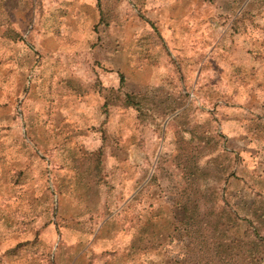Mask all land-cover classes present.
<instances>
[{
    "label": "rangeland",
    "instance_id": "rangeland-1",
    "mask_svg": "<svg viewBox=\"0 0 264 264\" xmlns=\"http://www.w3.org/2000/svg\"><path fill=\"white\" fill-rule=\"evenodd\" d=\"M98 1L105 26L96 4L0 0V22L21 36L12 97L0 102V264H203L186 258L197 240L174 230L192 188L206 213L200 234L236 238L264 264V209L245 217L232 197L255 190L264 201L242 184L264 178V0ZM71 18L90 21L87 50L56 55L58 42L44 41L42 52L43 24ZM6 66L0 58V82ZM36 67L61 80L79 69L98 117L73 122L71 100L43 102Z\"/></svg>",
    "mask_w": 264,
    "mask_h": 264
},
{
    "label": "crops",
    "instance_id": "crops-1",
    "mask_svg": "<svg viewBox=\"0 0 264 264\" xmlns=\"http://www.w3.org/2000/svg\"><path fill=\"white\" fill-rule=\"evenodd\" d=\"M76 2H78L81 5L86 6L87 8H89L90 10H92L93 8H95V3L96 0H74ZM97 18L98 16L96 15V21L97 22ZM74 20V22L72 24H70L67 20H61L60 22H51L43 24L44 26L38 31V33H36V35L38 37H40V39L37 40V36H34V40L38 41V46H40L42 49L41 51H47V47H45V45L43 44L44 41H50V42H58V44L55 46L56 47V55H61V56H65V55H71L72 57L77 56V54H80V52H84L87 47V41H91L93 38V36L85 33H81V29L80 27L84 25L85 27L89 28V22L87 21L84 23L81 22H77L76 18H71ZM9 20V19H7ZM5 22H7L5 20V18L2 20V22H0V58L2 59L3 62H5L8 66H6V68L4 67L2 69V76H6V78L0 82V102L2 104H4L5 102H9L10 98L12 97V92H11V84H12V79H10L11 75H10V71L12 72L11 69V56H15L14 52L12 51V49L14 50L15 47H17L16 45H14L13 42L18 41L15 38L13 39L11 37V33L9 31V29L11 28V23L10 20L8 21V23L5 26ZM94 23V24H95ZM92 24V22L90 23ZM41 26V24H40ZM5 29H7L5 31ZM38 30V29H37ZM67 37H73L72 39L74 41H76V44L72 47V48H61V49H57V47H60L59 44L61 41H63L65 38ZM13 41V42H12ZM40 41V42H39ZM13 44V45H12ZM52 50V49H51ZM19 67V66H18ZM76 67V66H74ZM42 71V73H40ZM39 72V74H38ZM72 73V74H71ZM79 69L75 68L73 71L70 70V74H67V80H61L60 79V74L59 72L54 74V71L52 69V67H47V68H43V67H36L35 68V72H34V77L37 79V81L35 82L36 84H34L32 88H37V89H41L42 91L38 90V95L41 96V100H43V102H45V99L53 97L55 99V103L57 102H63L64 100L67 102L71 100V104L72 106H70V108L67 110H65L66 112L63 111L64 114H67V117L70 118V120H72L73 122H78L79 119H86V118H90V116L92 115V113L94 112V117H98V113H99V108H100V104L99 102L96 100L97 96V92L92 93L93 89H90L89 84L87 83V85L83 82L84 81V77H80L79 74ZM40 76H42V78H40ZM34 78V79H35ZM69 78H71V82H69ZM45 80H47L46 83ZM47 86H46V85ZM20 85H19V89H20ZM16 88V89H18ZM6 100V101H5ZM66 102V103H67ZM1 119L5 122L8 120V118L6 119V116H4V118L1 117ZM79 124V128H82L81 122L77 123ZM4 147L2 148V152H3ZM251 175H247L244 176V180L242 181V184L244 185V188L248 185L251 184H255L258 185V191L261 193V195L264 196L263 190H264V178L260 177L258 179V181L255 180V178H251ZM20 180H17V182L15 181H11L10 179L8 180L9 186H15L17 183L18 184H22L25 182V179L19 178ZM254 191H250L249 194H244V191L242 192H234L232 197L234 201H237L238 203H236V208L234 209V211H237L238 209H241L243 211V213L245 214V217H256L255 216V207L257 206V209L261 210L262 208L264 209V201L263 198H261L260 195H258V199L254 198L252 195H254ZM250 195V197H249ZM251 196L253 198H251ZM247 197V198H246ZM256 200H261L263 201V203H260L259 205H255L258 204V201ZM260 201V202H261ZM242 204V205H240ZM264 217V214L263 216ZM258 224V229L259 231H261V229L264 226V218L262 219H258V222L256 223ZM74 263V259L72 260ZM102 261H105L106 263H109L110 261H120L121 263L124 261V259L120 260L118 259H112V258H106ZM95 264V262H93ZM147 264V263H146Z\"/></svg>",
    "mask_w": 264,
    "mask_h": 264
},
{
    "label": "trees",
    "instance_id": "trees-1",
    "mask_svg": "<svg viewBox=\"0 0 264 264\" xmlns=\"http://www.w3.org/2000/svg\"><path fill=\"white\" fill-rule=\"evenodd\" d=\"M96 6L99 9V1L96 0ZM97 23L103 26L107 21L103 22L104 14L101 9L97 13ZM8 19V18H7ZM5 19V26L9 20ZM7 29H5L6 31ZM11 37L16 40L21 39V36L12 28L9 29ZM127 103V102H126ZM102 107H106L105 101ZM201 191L197 188H192L182 200L176 202L178 208L184 213L185 223L181 226L174 227L176 235L180 236L181 233L185 236H190L197 240L198 248L186 252V258L203 260V264H262L261 256H258L253 251H241L236 241L238 239H231L230 244H222L218 240L211 237L202 236L201 232V218L206 215L205 210L200 207ZM204 224V222L202 221ZM180 230V231H179ZM193 264V262H192Z\"/></svg>",
    "mask_w": 264,
    "mask_h": 264
}]
</instances>
